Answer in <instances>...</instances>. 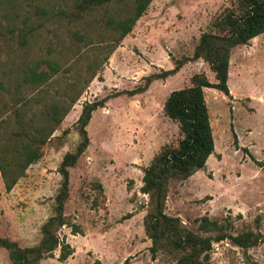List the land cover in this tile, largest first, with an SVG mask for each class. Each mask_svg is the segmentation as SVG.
Here are the masks:
<instances>
[{
	"label": "rangeland",
	"instance_id": "rangeland-1",
	"mask_svg": "<svg viewBox=\"0 0 264 264\" xmlns=\"http://www.w3.org/2000/svg\"><path fill=\"white\" fill-rule=\"evenodd\" d=\"M74 1L15 0L11 7L5 5V16L0 15V63L18 56L6 27L26 20L38 27L26 55L49 57L60 65L48 86L49 96L81 91L42 146L41 158L29 165L9 192L0 176V236L21 246L39 241L61 180L57 168L79 141L76 121L82 105L109 96L93 111L86 127L90 143L69 168L65 214L83 234H72L63 226L60 236L74 252L59 261L57 249L41 264H177L175 254L150 252L151 240L143 226L148 200L141 192L143 169L163 144H176L181 137L178 122L163 113L169 92L189 85L197 72L214 82V73L201 59L187 60L175 74L153 81L143 92L119 93L138 90L148 74L191 57L200 34L209 31L236 0H151L109 57L116 35L106 20L120 16V0L97 6L80 20L58 16L61 8L73 10ZM132 2L123 3L130 7ZM93 72L95 76L86 82ZM227 84L228 95L205 88L214 152L204 169L185 180H170L165 212L179 216L194 231L200 216L219 221L228 216L233 234L251 230L264 236V33L232 49ZM6 99L0 97V105ZM96 181L102 184V195L93 185ZM0 264H10L2 247ZM209 264H264V241L248 248L229 240L214 242Z\"/></svg>",
	"mask_w": 264,
	"mask_h": 264
},
{
	"label": "trees",
	"instance_id": "trees-1",
	"mask_svg": "<svg viewBox=\"0 0 264 264\" xmlns=\"http://www.w3.org/2000/svg\"><path fill=\"white\" fill-rule=\"evenodd\" d=\"M13 1L15 2L0 0L1 16H5V5L11 7ZM113 1L115 0H75L73 10L61 8L58 16L69 21L80 20L95 7ZM132 1L131 6L127 7L123 3L126 0H120V16L108 17L106 20L116 35L111 40L115 43L111 45L108 57L118 41L132 31L136 21L151 2ZM37 29L38 27L30 26L26 20L18 26L12 23V26L6 27L17 46L15 51L19 52L16 53L17 57L0 63V97L7 96L0 105V176L7 192L25 175L29 165L41 158L42 146L51 138L81 94V91H77L75 95H63L60 98L49 96L48 86L59 73L60 65L49 57L30 59L26 55L30 37L34 36ZM262 33L264 0H236L216 18L209 31L200 34L191 57L177 61L171 69H160L148 74L145 76L144 85L137 88L138 90L119 93L133 95L143 92L153 81L175 74L187 60H203L215 77L212 82L205 73H194L190 76L189 85L170 91L164 100L163 113L178 122L181 137L176 144H163L143 169L141 192L148 196L143 226L151 240L150 252L153 256L166 250L175 254L177 264H209L214 242L229 240L233 245L248 248L264 241L262 234L251 230L233 234L230 231L232 220L228 216L222 221L211 219L207 215L200 216L197 219V230L194 231L186 227L179 216L165 212L170 180H185L197 170L204 169L209 155L214 152L204 88H215L228 95L227 81L232 49L248 44L252 38ZM95 74L93 72L86 82ZM109 98L105 96L82 105L76 121L79 141L72 151L63 155L57 168L61 180L54 196L52 214L40 227L39 241L31 246H21L7 236H0V247L7 250L10 264H41L43 259L54 257L57 249V259L65 261L74 252L73 247L59 233L63 226H67L71 228L72 234H83L82 228L65 214V203L70 196L69 168L77 163L90 143L86 127L93 111L103 107ZM40 102L44 106L32 108V105ZM250 157L258 163L252 155ZM93 185L102 195V184L96 181Z\"/></svg>",
	"mask_w": 264,
	"mask_h": 264
},
{
	"label": "crops",
	"instance_id": "crops-1",
	"mask_svg": "<svg viewBox=\"0 0 264 264\" xmlns=\"http://www.w3.org/2000/svg\"><path fill=\"white\" fill-rule=\"evenodd\" d=\"M256 38H257V36H256V37H254V38H252V40H253V39H256ZM204 91H205V88H204ZM210 155H211V154H210ZM210 155H209V156H210Z\"/></svg>",
	"mask_w": 264,
	"mask_h": 264
}]
</instances>
